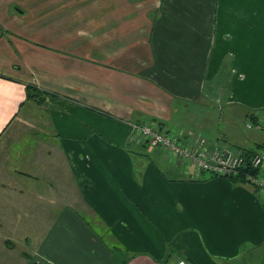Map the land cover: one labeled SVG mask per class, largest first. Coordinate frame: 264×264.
Instances as JSON below:
<instances>
[{"label": "crops", "instance_id": "1", "mask_svg": "<svg viewBox=\"0 0 264 264\" xmlns=\"http://www.w3.org/2000/svg\"><path fill=\"white\" fill-rule=\"evenodd\" d=\"M262 114L264 0H0V264H264L261 192L134 133L258 150Z\"/></svg>", "mask_w": 264, "mask_h": 264}, {"label": "built area", "instance_id": "2", "mask_svg": "<svg viewBox=\"0 0 264 264\" xmlns=\"http://www.w3.org/2000/svg\"><path fill=\"white\" fill-rule=\"evenodd\" d=\"M246 127L250 130L259 129L264 133V114L248 121ZM134 133L138 142L162 148L176 162L192 171L211 173L219 178L236 177L244 164L245 151L242 148H211L205 138L189 143L177 132L162 130L155 123L137 125ZM251 166L256 172L247 174V180L264 196V145L253 155ZM177 264L190 263L182 261Z\"/></svg>", "mask_w": 264, "mask_h": 264}, {"label": "trees", "instance_id": "3", "mask_svg": "<svg viewBox=\"0 0 264 264\" xmlns=\"http://www.w3.org/2000/svg\"><path fill=\"white\" fill-rule=\"evenodd\" d=\"M47 93L42 92L35 86H29L28 87V99L37 101L39 103L44 102V97H46ZM42 98V99H41ZM160 128L162 129L161 124H159ZM163 130V129H162ZM263 147V146H262ZM261 149V148H260ZM259 150V149H258ZM254 149H244L245 151V157H244V164L241 168L240 174L236 177H226L224 179H228L232 181L233 183H238V184H249L251 185L256 192H258V188L252 184H250L247 180V174H253L256 171L254 168L251 166V160L253 155L258 151ZM212 178H219L215 175L212 174Z\"/></svg>", "mask_w": 264, "mask_h": 264}, {"label": "rangeland", "instance_id": "4", "mask_svg": "<svg viewBox=\"0 0 264 264\" xmlns=\"http://www.w3.org/2000/svg\"><path fill=\"white\" fill-rule=\"evenodd\" d=\"M198 107H199V109L198 108H195V106L193 107V115H195V119H194V121L192 120L191 122V124H189L188 126L189 127H191V128H199L200 127V116L204 113V109L202 110V105H198ZM202 117H203V115H202ZM242 127H244L243 125L244 124H240ZM249 132H250V130L249 129H246V130H244L243 129V133L246 135H248L249 134ZM13 244V243H12ZM11 243H9V245L11 246L12 245ZM13 246V245H12Z\"/></svg>", "mask_w": 264, "mask_h": 264}]
</instances>
